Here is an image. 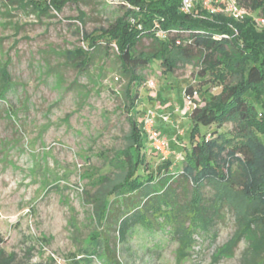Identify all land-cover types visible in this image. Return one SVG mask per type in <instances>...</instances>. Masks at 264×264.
<instances>
[{"label":"rangeland","instance_id":"1","mask_svg":"<svg viewBox=\"0 0 264 264\" xmlns=\"http://www.w3.org/2000/svg\"><path fill=\"white\" fill-rule=\"evenodd\" d=\"M55 2L59 9L51 0H0V70H7L10 84L4 91L0 72V264H105V240L121 264H241L245 240L233 256L213 258L235 229L228 211L195 235L196 243L182 258L168 233L149 235L137 227L120 242L114 224L98 221L93 200L107 189L97 177L113 178L119 171L110 160L128 144L133 89L128 98V77L120 74L115 49L96 55L86 71L78 72L67 59L79 48L87 51L82 33L99 34L121 13L122 0ZM150 47L147 38L138 44L140 50ZM198 69L194 62L178 63L168 72L153 62L138 70L143 82L137 115L147 108L170 113V122L158 123L163 135L173 137L170 150L175 142L188 145L184 87L193 84L198 90L195 104L204 89L220 90ZM232 127L227 122L220 130ZM215 128L200 126V131L209 136ZM145 155L150 170L161 161L149 146ZM178 157L171 179L180 168ZM90 246L96 254L84 253Z\"/></svg>","mask_w":264,"mask_h":264},{"label":"trees","instance_id":"2","mask_svg":"<svg viewBox=\"0 0 264 264\" xmlns=\"http://www.w3.org/2000/svg\"><path fill=\"white\" fill-rule=\"evenodd\" d=\"M238 1L250 12L242 20L222 13L195 17L179 10L180 0H122L121 13L101 27L99 34L82 33L88 41L87 51L79 48L76 57L74 52L68 54L67 60L81 72L96 55L115 49L120 74L128 77V98L133 89L128 144L110 160L119 171L113 178L105 174L97 177L107 191L93 200L98 221L114 224L120 242L137 227L149 235L168 233L177 242L178 258H182L196 243L195 235L223 220L228 211L235 229L214 260L233 256L238 243L245 240L241 264H264V24L255 21L256 16L264 17V0ZM51 3L59 9L55 0ZM158 29L165 35H156ZM144 38L151 45L146 51L138 48ZM90 49L93 51L88 52ZM153 62L168 72L178 63L194 62L201 77L208 76L220 85L217 93L204 89L201 103L194 102L187 111L191 125L188 145L175 142L170 158L149 144L142 127L148 108L137 115L138 90L143 82L138 70ZM0 72L7 91L8 72ZM194 92L198 90L193 84L183 89V95ZM227 122L233 123L232 129L221 131ZM158 123L163 122L157 118L159 130ZM212 124L216 128L209 136L201 133L200 126ZM172 138H167L169 148ZM147 146L161 159L153 170L146 160ZM177 156L180 168L171 179ZM205 187L211 195L203 192ZM104 248L101 256L105 264H121L106 240ZM84 251L96 254L92 246Z\"/></svg>","mask_w":264,"mask_h":264},{"label":"built area","instance_id":"3","mask_svg":"<svg viewBox=\"0 0 264 264\" xmlns=\"http://www.w3.org/2000/svg\"><path fill=\"white\" fill-rule=\"evenodd\" d=\"M179 10L183 13L202 17L204 14L222 13L235 20H242L250 12L247 8L243 7L238 0H180ZM255 21L259 25L264 24L263 16H256ZM156 35L164 36L165 33L162 29L156 30ZM150 86H154V81L148 82ZM183 95L184 105L183 108L189 110L194 104V96ZM178 111V107L174 109ZM159 118L163 123L170 122V113H158L157 110L148 108L143 115L142 127L148 135L149 144L159 154L169 155L170 149L168 140L155 126L156 120Z\"/></svg>","mask_w":264,"mask_h":264},{"label":"crops","instance_id":"4","mask_svg":"<svg viewBox=\"0 0 264 264\" xmlns=\"http://www.w3.org/2000/svg\"><path fill=\"white\" fill-rule=\"evenodd\" d=\"M163 124V123H162Z\"/></svg>","mask_w":264,"mask_h":264}]
</instances>
